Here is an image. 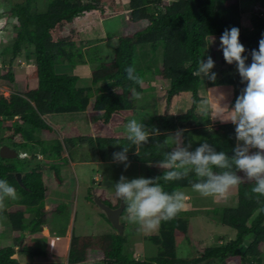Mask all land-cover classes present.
<instances>
[{"label":"trees","instance_id":"1","mask_svg":"<svg viewBox=\"0 0 264 264\" xmlns=\"http://www.w3.org/2000/svg\"><path fill=\"white\" fill-rule=\"evenodd\" d=\"M9 4L10 15L16 21L15 42L7 49L10 59L3 62L11 65L19 56L23 43L30 44L34 53V76L36 88L25 93L11 92L8 97L0 94V134L20 137L22 142L14 147L30 154V159H22L18 153L15 159L0 158V179L15 187L17 198L6 200L12 205L11 214L4 211L9 220L8 234L14 233L13 245L0 247V264H19L13 258L17 250L28 258L46 256V240L37 238L34 244H27L25 238L39 235L46 224V197L48 187L43 180L44 166L53 172L55 179H60L59 165L34 162L35 153L51 161L61 159L62 146L59 140L38 141L34 138L35 130L52 132L47 123L49 117L65 114L89 112L94 122L103 126L114 123L123 112L134 110L136 102L133 95L143 93L141 85L127 79L125 69L134 66L136 74L144 79L153 75L167 81L162 100L165 102L163 115L141 118L146 127L159 130L160 135L150 137L142 146L131 145L127 138L101 137L97 147L102 150L103 158L113 160V155L105 156V151L128 146V162L145 165L144 178L161 177L164 170L158 162L164 158V152L170 151L173 144L157 149L156 143L163 141L177 129H184L183 143L191 145L194 151L205 140L216 151H225L233 155L236 146L235 127L233 124L216 125L211 123L208 111H201L198 105L202 101L199 87L202 77H194L200 60L206 58L207 39L221 36L226 29L236 27L240 31L241 43L245 47L246 63L251 64V51L258 50L259 41L264 38V0H261L262 12H256L252 29L243 31L240 22L241 7L237 0H122L123 10L128 12V24L144 23L145 25L130 35L121 36L113 55L102 58L97 47L83 48L73 39L53 37L55 30L73 23L76 19L91 11L100 9V2L106 0H0ZM121 1V0H119ZM253 0L252 3H254ZM100 3V5H99ZM42 8V9H41ZM261 13L262 16H258ZM3 51L0 49V54ZM220 62L225 60L222 56ZM62 64L91 66L89 87H78L76 76L58 74L55 67ZM233 72L220 74L214 81L205 78L207 86H231L232 98L228 108L235 105L236 98L246 87L242 82L235 63ZM3 80L14 82L13 74L3 76ZM183 91L191 93V106L185 113L173 116L169 114L171 100ZM18 120V123L14 121ZM114 121V122H113ZM82 138H79V141ZM196 140V144H191ZM20 174V182L17 180ZM242 178L244 174L238 173ZM188 179L167 182L161 181L166 191L177 188H191ZM253 181L246 178L236 188L238 200L235 207H217L206 211L207 218L235 231L233 239L217 247L204 249L198 258L185 260L177 257L176 237L186 235L188 222L183 218L192 216L188 211H181L169 221H161L158 233L148 238L157 248V254L147 259H136L126 249L127 238L115 234L84 238L80 241L71 238L67 261L69 263L85 260L87 249L101 247L102 264H227L230 259H239V264H264L261 245L264 244V198L257 203L251 193ZM90 196V200H91ZM92 201V200H91ZM120 199L114 205H119ZM124 203V202H123ZM126 214V205L122 215ZM105 221L104 214L102 215ZM109 224V223H108ZM15 234H20L15 236ZM4 237L0 231V239ZM246 248H242L247 240Z\"/></svg>","mask_w":264,"mask_h":264},{"label":"rangeland","instance_id":"2","mask_svg":"<svg viewBox=\"0 0 264 264\" xmlns=\"http://www.w3.org/2000/svg\"><path fill=\"white\" fill-rule=\"evenodd\" d=\"M232 2H234V0H229V3ZM237 2H239L242 11L240 16L242 30L250 31L252 29L253 21L256 15V12L250 9L253 0H237ZM100 3H99L100 5L99 10L91 11L87 14H84L83 16H81V18H79L78 22H76L77 24L73 22L69 25L63 26V28L55 30L53 37L63 36V37H67V39H73L78 41L81 35V39H83L84 37L83 39L85 41L84 43L87 44L89 47H91L93 44L97 43L100 39H102L104 42H101V44L103 45V43H105L104 44L105 55H110L113 54L119 37L130 35L133 32L138 31L145 25L142 22L136 24H131V23L128 24V22L125 21L127 20L125 19V14L124 12H121L123 10L122 0L121 1L106 0V2L103 1ZM263 12L261 11V13ZM15 24L16 21L10 15L9 4H2L0 1V49H2L3 51V53L0 54V94H2L4 97H8L11 92L23 93V92L31 91L36 87V78L33 74L35 69V62H34L35 58H34L33 50L32 48H30V44L28 42L25 41L23 43L19 56L12 61L11 65L8 64L5 65L3 63V62H8L10 59L7 49L12 47L16 39V34L13 28ZM97 24L99 25L100 28L96 31ZM94 29H95L94 34L93 35L90 34V32ZM77 30L79 32H77ZM104 32H107V38L104 37ZM101 33H103L102 36L100 35ZM239 39L241 41V37H239ZM84 47L87 46L85 45ZM215 47H217V52L214 55L207 54L206 60L208 56L212 57L216 67L215 71L213 72L216 73V76H219L222 73L225 74L222 68L219 66L220 59L222 58L223 53L220 50V43H215ZM66 68L68 70L70 69L68 66L64 67V69ZM233 70L232 69L230 70L229 67L224 68V71L227 72L228 74L232 73ZM8 71H10L14 77V82L12 84L9 83L7 80L2 79L3 76H5L8 73ZM84 73H85L84 70L81 71L80 73L81 77L84 78L83 81H85L88 75ZM228 109L230 110L231 108ZM229 110L227 111V109L225 108L224 109L219 108L216 112L217 114L221 112H224L226 114L227 112H229ZM88 115L91 117L90 113ZM14 121L18 123L17 119H14ZM114 123H111L110 125H106V126H103L101 123H99L103 128L102 133L106 134L107 136L113 134L114 132L112 131V129L114 130V127H117L116 125L114 126ZM211 123L213 126H216L213 122ZM51 124L54 125V122L51 121ZM64 126H62V128H60L59 131L64 130L65 135L69 138L72 137L77 138L78 136L81 137L85 134V131L83 129H78V127H81V125L79 124H77L78 127L74 125L69 127L71 128L70 130H72V133L68 132V130ZM57 131L58 130L56 131L54 130L55 133L52 135H47L48 133H42L40 131H36L34 133V138L35 140L44 137L54 138L56 137L57 134H59V133L56 134ZM60 134H63V132H60ZM20 142H22L20 137L12 136L11 139H8L6 134H4L3 136L0 134V147L6 145L11 149H14L17 153H21L20 157L22 159H26V160L30 159L31 156L29 153H24L23 151H21V149L19 148L17 149V147L13 146L14 143L17 144ZM75 143L78 144L77 140ZM79 144H82V142H80ZM191 144H196V140H194ZM70 146H71L70 144H66L65 149L67 150L68 147ZM81 147L80 149H74L70 151L69 158H65L64 162L66 165H64V167L59 168L60 179H55L51 171L49 172L47 170L46 173L44 172L42 173L44 174L45 184L48 187L46 203L50 204L51 210L49 214H51L52 216L51 221H54V223H56L54 224V226L58 227L57 235L60 238L58 240L59 242L57 243V245L60 246L65 243V240L63 239L64 236L63 234L65 233L67 225L69 224V219L71 224L70 226L71 233L73 228V232L75 233L76 236L79 237L88 236V235L97 236L104 234H115L114 233L115 230L112 229V227H110L108 223L105 221V219L102 216L103 213L100 212L101 210L93 203V201H91L92 199L91 200L89 199V201L92 204L91 203L87 204L83 201V196L92 195L93 193L98 197L100 196L102 202L113 207L115 203L113 202V200L114 199H116L115 201L118 200V198H116L114 195V184L119 181L122 175L128 178L129 180L133 178L144 177V172H143L144 167L138 164L129 163L130 166L126 170H125V165L123 163H115L113 165L103 164L102 166H96V165L91 166L90 164L72 165L71 162H76L77 160L82 161V158L86 160H92L97 157L96 155L97 152H92L89 149L83 152ZM254 150L255 149H252L251 151L254 152ZM39 154H40L39 152L35 153V160L33 161V163L36 161L40 164H43L48 160ZM80 155L82 157H80ZM59 164L60 163H58L57 165ZM95 168L99 171V175L102 176V179L94 183L92 181V176L95 172L93 171ZM85 179L86 182L88 181L90 186L88 190V194H87V189H85V193L84 190H82V188H84L86 185L84 183ZM76 190L78 191L77 192L78 195L74 199H72V201H69L68 196L75 193ZM182 190L185 191L188 197L186 201V206L182 211L191 212L193 215L192 216L186 215L183 218L188 222V229L186 235L182 234L176 237V254L178 258L185 260H192L194 258H198L199 254L204 249L208 247L220 246L221 244L234 238L235 235L234 230L227 227H222L221 225L215 224V222L210 221L207 218L206 211L217 207L219 208L235 207L238 204V202L239 203L241 202V200L240 201L238 200L236 188L232 189L225 198L203 197L199 193L192 191L191 188H185ZM73 207H74V213L72 214L74 216L76 211V216H75V222L72 223L73 216L71 215V212L73 211ZM11 208L12 205H6L5 211L7 213H10ZM93 208L94 211L97 213V215L98 212L100 213V215L102 214L101 215L102 218L94 214H86V212L87 213L91 212ZM7 219L9 220V218ZM7 219L6 222L8 221ZM6 222L5 220L0 221V231L3 232L4 234V237L0 239V247L13 245L12 239L14 238V233L10 234L9 236L8 226L5 224ZM120 222L123 225H125V227H127L126 230L123 231V235L128 240L126 249L129 253L134 254L136 259H147L148 257H152L157 254L156 246H154L151 242H149L148 238L150 236L156 235L158 233V228L152 232L141 231L139 230L138 225L129 223L126 215L123 216ZM41 232H43V229ZM16 235L17 234H15V236ZM43 235L46 236V234ZM25 240H28V237H26ZM250 241H251L250 239L245 241L242 248L243 249L246 248ZM26 243L28 245L34 244V240L31 243L29 241H27ZM261 249L263 252L262 254L264 256V244L261 245ZM15 257L16 255L13 256V258ZM101 257H102V251L99 249L98 251H94V252L90 251V253L87 256H85V260L87 258L88 260L91 261L97 259L98 260L96 261L97 264H102ZM22 260L25 259L22 258ZM41 261L42 260L36 261L35 264L36 263L39 264L41 263ZM52 264H66V262H54ZM86 264H94V263L89 261ZM227 264H239V259L238 258L230 259L227 262Z\"/></svg>","mask_w":264,"mask_h":264},{"label":"clouds","instance_id":"3","mask_svg":"<svg viewBox=\"0 0 264 264\" xmlns=\"http://www.w3.org/2000/svg\"><path fill=\"white\" fill-rule=\"evenodd\" d=\"M239 37L240 31L236 27L226 29L220 37V50L225 62L229 65L235 63L242 82H246V87L236 98L234 108L228 109L231 118L227 121L235 126L237 140L232 149L233 155L216 151L206 140L190 151L191 145L185 146L183 143L184 129H177L163 143L157 142V149L174 145L170 151L164 152V158L158 162V167L164 170L161 177L129 180L122 175L114 184V195L126 205L129 223L138 225L139 230L155 231L161 221L176 218L186 206L188 197L185 191L179 188L166 191L161 181H179L194 175V180H188L192 191L203 197L225 198L246 178L254 182L251 193L257 203L264 198V38L260 39L258 50L251 51L249 65L246 63L248 57L244 55L246 49ZM214 66V60L208 56L206 61H199L192 75L214 81ZM125 72L127 79L138 85L143 84L134 66L127 67ZM198 109L206 111V102H201ZM125 132L130 144L137 147L147 144L150 137L160 135L158 129L148 128L137 119L127 122ZM129 149L123 146L122 151L113 153V160L123 163L125 170L130 166L127 155ZM252 149L257 151L252 152ZM240 172L244 178L238 175ZM16 198L15 187L7 179H0V221L6 220L3 215L6 200Z\"/></svg>","mask_w":264,"mask_h":264},{"label":"crops","instance_id":"4","mask_svg":"<svg viewBox=\"0 0 264 264\" xmlns=\"http://www.w3.org/2000/svg\"><path fill=\"white\" fill-rule=\"evenodd\" d=\"M121 12H124L125 19L128 20V12H125V11H121ZM79 18H81V17H79ZM79 18L76 19L77 21L75 20L74 22L75 23L78 22ZM127 20H125V21H127ZM78 25H79V23H78ZM99 28L100 27L97 24L96 31ZM75 32H76V30H75ZM77 32H79V31L77 30ZM94 32H95V29L92 30L90 32V34L93 35ZM102 34L103 33H101L100 35L102 36ZM86 35H88V34H86ZM104 37L107 38V32H104ZM220 37L221 36H212V37H209L207 39V50H206L207 54H213L214 55L217 52V47H215V43H220ZM83 39H84V37H83ZM83 39H81V35H80L79 40L78 41L75 40V41H76L77 45L81 44V45H83V48H88L89 46L84 43L85 41ZM101 42H104V41L102 39H100L97 43L93 44L91 47H97L98 50H99L98 51L99 55L102 58L111 57L113 54L105 55V52H104V44L105 43H103V45H102ZM85 45L87 47H84ZM205 61H206V58H205ZM67 66L70 68L69 70L67 68L64 69V67H67ZM219 66L222 68V70L225 73V75L228 74L227 72L224 71L225 67L226 68L229 67L230 70L232 69L231 65L227 64L226 62L223 63V64L220 62ZM215 68L216 67L214 66L212 71H215ZM83 70L85 71L86 74H88L87 78L85 79V81L87 83L85 81H83L84 78H82L81 75H80L81 71H83ZM55 72L58 73V74H67V75H70V76H76L78 78V80H77V86L78 87H89L90 86V82H91V66L89 64H78V65L73 66V67L68 65V64H62V65H58V66L55 67ZM205 81H206V79L204 77L203 80H202V84L199 87L198 93H199V96L202 98L201 102H206V108H207V110H208V112L210 114L211 122H213L215 125L232 124L231 121H227V120H229L231 118L229 112H227L226 114L224 112H221V113L217 114V112H216L219 108H221V109L225 108L228 111V104H229V102H230V100L232 98V95H233L232 87L231 86H226V85L225 86H210L209 87V86L206 85ZM167 84H168L167 81L161 80V79H159V78H157V77H155L153 75L146 76L143 79V84L141 85L142 89L144 90L143 93L136 94V95L132 96V98L136 102L135 109L131 110L129 112H123V113H121L120 116H117V118L115 120V123H114V126L116 125L117 127H114V130L112 129V131L114 133H116V134L113 133L110 136L109 135L107 136L106 134L102 133V129L103 128L101 127L99 122H93L91 120V117L88 115L89 114L88 112L77 113V114H65V115H61V116H55V117H53V119H51V117H49L48 120H47V123L52 128V132L48 133L47 135H52V134L55 133L54 130L55 131L58 130L56 132V134L59 133V134H57L58 136L56 135V137H54V138H50V137H46L45 138L44 137V138H40V139H36V140H38V141H49V140H52V139L59 140L60 143H61V146H62V152H61V159L60 160H57L55 162L51 161V160L50 161L47 160L46 162L47 163H53V164H56V165L58 163H60L59 164V168L64 167V165H66L65 162H64L65 158H69L70 151H72L74 149H80V147L82 146L81 148H82L83 152L85 150L89 149L92 152H97L96 153L97 157L95 159H92V160H86V159L82 158V161H80V160L78 161L77 160L76 162H71L72 165H88V164H90L91 166L92 165L102 166L103 164L113 165L115 163H118V162H115L114 160H108V159L103 158L104 156L102 155V150H100L97 147V144L99 143L98 138L106 137V136L107 137H118L119 136L120 138H124L125 139V138H127L126 132H125V125L127 124V122L129 120H131V119L139 120L141 118H151V117L163 115L164 110H165V102L162 100V96H163L165 88L167 87ZM23 93H25V92H23ZM227 102H228V104H227ZM190 106H191V93L189 91H183L178 96H175V97L172 98L169 114L173 115V116H177V115L183 114V113L186 112L187 109H189ZM232 108H234V106ZM51 121L54 122V125L51 124ZM77 124L81 125V127H78ZM73 125L77 126L78 129H83L85 131V134L83 136H81V137L78 136L77 138L76 137L69 138V137H67L65 135V131L64 130L63 131H59L60 128H62V126H64V127H66L68 132L72 133V130H70L71 128H69V127H71ZM117 128L121 129V130H118ZM36 131H40V130H35V132ZM40 132L47 133V132H44L42 130ZM60 132H63V134H60ZM79 138H82V139L79 141ZM75 139L77 140L78 144L75 143L76 142ZM80 142H82L83 145L79 144ZM66 144H70L71 145L70 147H68L67 150L65 149V145ZM64 150H66V151H64ZM120 151H121V149H119V148L118 149L117 148H113L110 151H105L104 155L109 157L110 155H113V153L120 152ZM255 151H256V149L254 150V152ZM39 155H41V154H39ZM80 157H82V156L80 155ZM129 163L142 165V167L145 166V165L137 163V162H129ZM47 170L49 172L51 171L48 168V166H44L43 172L46 173ZM93 171H95V172H94V174L92 176V181L94 183L97 182V181H100L102 179V176L99 175V171L96 168ZM43 180H44V174H43ZM84 183L87 185V187L85 185L84 188H82V187L81 188H82V190H84V193H85V189H87V194H88V190L90 188L89 183H88V181L86 182V179H85ZM77 192L78 191L76 190L75 193H73V194L68 196L69 201H72V199H74L78 195ZM88 196L89 197L91 196V198H92L93 193H92V195H88ZM88 196L87 195L83 196V201L85 203H87V204H90L91 202L89 201L90 198ZM99 198H100V196H99ZM100 200H101V198H100ZM115 200L116 199L113 200V202H115L114 205L118 201V200L117 201H115ZM46 202H47V199H46ZM111 208H115V206H113ZM44 209H45V213H46V224L42 228L43 232H41V234H39V235L27 236L28 240H26L25 242L29 241L31 243V242H33V240H35V239H37L39 237L42 238V239H45L46 240L45 244H46L47 255L46 256H38V257L28 258V257L22 256L19 253V251L17 250V252L15 254L16 255L15 259H17L18 263L19 264H23V262H24V264H35L36 261L42 260L41 263H39V264H52L54 262H66V264H86L89 261L94 263V264H97V262H96V261H98L97 259L91 261V260H88V258L86 260L82 261V262L69 263L67 261V259H68L70 244H71V238L72 237H76L80 241H82L84 238H87V237L95 238V237H101V236H106V235H111V234H104V235H97V236H89L88 235V236H83V237L76 236L75 233L73 232V228H72V233L70 231L71 224H70V219H69V224L67 225L66 231L63 234L64 235L63 239L65 240V243L63 245H61V246L57 245V243L59 242L58 240H59L60 237H58V235H57L58 227L54 226V224H56V223H54V221H51L52 220V216H51V214H49V212L51 210L50 204L46 203ZM100 212H102V211H100ZM72 213H74V207H73V211L71 212V215L73 216ZM86 214H94V215H96L98 217L100 216V218H102L101 217L102 214L100 215V213L98 212V215H97V213L94 211V208L91 210V212H89V213L86 212ZM125 215L127 217V213ZM75 216H76V211H75V214H74V216L72 218V223L75 222ZM123 216L120 217V221L122 220ZM108 225L110 226V224H108ZM126 228L127 227H125V225H123V231L126 230ZM114 233H116V231ZM43 234H46V236H44ZM19 235L20 234H17V236H19ZM97 248L98 249H95V250L94 249H90V248L87 249L85 256H87L90 253V251L94 252V251H98L99 249L102 250L100 246L97 247ZM22 258L25 259V260H22Z\"/></svg>","mask_w":264,"mask_h":264},{"label":"water","instance_id":"5","mask_svg":"<svg viewBox=\"0 0 264 264\" xmlns=\"http://www.w3.org/2000/svg\"><path fill=\"white\" fill-rule=\"evenodd\" d=\"M18 153L11 149L10 147L3 145L0 147V158L1 159H15L17 158ZM17 180L20 182V174H17ZM93 203L102 211L106 220L110 224V226L117 232L118 235L123 234V225L120 222V217L124 210V203L120 200L119 205L115 208H111L110 206L104 204L98 196L93 194L92 196Z\"/></svg>","mask_w":264,"mask_h":264},{"label":"built area","instance_id":"6","mask_svg":"<svg viewBox=\"0 0 264 264\" xmlns=\"http://www.w3.org/2000/svg\"><path fill=\"white\" fill-rule=\"evenodd\" d=\"M250 9L259 12L261 10L260 0H255L254 3L250 6ZM258 16H262V14L258 13Z\"/></svg>","mask_w":264,"mask_h":264}]
</instances>
